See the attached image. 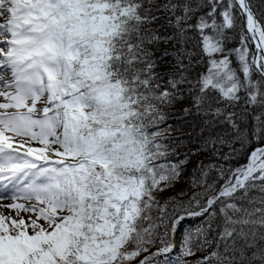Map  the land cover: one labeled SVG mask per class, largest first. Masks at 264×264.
Listing matches in <instances>:
<instances>
[{
  "label": "snow or ice",
  "instance_id": "snow-or-ice-1",
  "mask_svg": "<svg viewBox=\"0 0 264 264\" xmlns=\"http://www.w3.org/2000/svg\"><path fill=\"white\" fill-rule=\"evenodd\" d=\"M0 264H264V0H0Z\"/></svg>",
  "mask_w": 264,
  "mask_h": 264
},
{
  "label": "trees",
  "instance_id": "trees-1",
  "mask_svg": "<svg viewBox=\"0 0 264 264\" xmlns=\"http://www.w3.org/2000/svg\"><path fill=\"white\" fill-rule=\"evenodd\" d=\"M180 151H184V149H180Z\"/></svg>",
  "mask_w": 264,
  "mask_h": 264
}]
</instances>
